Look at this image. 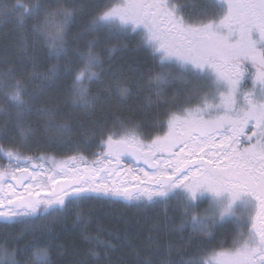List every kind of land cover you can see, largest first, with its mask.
Listing matches in <instances>:
<instances>
[{
    "label": "snow or ice",
    "instance_id": "snow-or-ice-1",
    "mask_svg": "<svg viewBox=\"0 0 264 264\" xmlns=\"http://www.w3.org/2000/svg\"><path fill=\"white\" fill-rule=\"evenodd\" d=\"M223 2L227 11L218 22L194 26L165 0H119L101 15L76 0L70 7L65 0H0V25H13L16 47L32 64L24 76L12 67L0 75V90L17 129L8 137L7 125L0 126V233L22 226L13 237V251L0 245V264H52L51 225L84 202L135 200L140 207L170 194L182 202L183 219L174 226L182 242L177 254L244 208L235 220L237 240L231 250L217 254L215 264H264V0ZM85 15L91 22L70 37L75 18ZM102 27L136 32L137 47H150L160 56L149 83L169 105L168 112L176 108L181 114L173 113L167 131L149 142L133 134L126 119H91L113 103L122 105L132 94L134 79L105 67L95 49L98 35L81 50L84 34ZM41 62H48L46 72L36 70ZM175 65L184 71L176 73ZM189 77L199 78L202 95L191 89L174 93L171 100L165 95L174 81L191 83ZM246 78L251 88L243 86ZM194 103L195 108L184 107ZM86 125L101 148L93 167L81 169L76 156L46 167V153L25 155L27 149L16 143V136L26 142L43 136L49 147L64 145L74 128ZM121 173L127 179L116 180ZM205 196L211 211L199 207ZM89 219L77 211L72 220L88 245L76 264H129L116 254L131 242L111 232L104 235L102 225L89 232ZM153 229L165 235L170 231L167 223ZM162 239L158 235L149 246L158 250ZM171 244L166 242L170 253ZM131 264L153 262L135 251ZM179 264L213 262L194 256L181 257Z\"/></svg>",
    "mask_w": 264,
    "mask_h": 264
},
{
    "label": "trees",
    "instance_id": "trees-1",
    "mask_svg": "<svg viewBox=\"0 0 264 264\" xmlns=\"http://www.w3.org/2000/svg\"><path fill=\"white\" fill-rule=\"evenodd\" d=\"M15 0H4V3H13ZM80 4H84L87 7H91L89 0H78ZM71 3V2H70ZM65 0V6L70 7V4ZM70 4V5H68ZM99 4L103 5L100 1ZM89 24V22L78 23L76 22L71 25L70 37L80 32L81 29ZM92 35H98L99 40L96 42L95 49L99 52L101 57L106 62L105 67H108L110 63L111 66L118 67L122 72H126L127 75L133 76L134 79L131 81L132 84V94L123 101L122 105L119 107L113 103L109 106L103 114L97 113L92 120L95 121H111L114 118L126 119L133 126L131 129L134 133H143L144 135H151L153 133V128L158 122L159 124L166 123L170 116L175 113L180 115V112L176 108H172L171 112H168L169 105L165 104L163 100L158 99L154 91V86L150 84V90H146L144 94L138 93L136 90V85H143L149 83L150 78L156 74L159 70L161 64L160 56L154 54L150 47H137V41L139 37L137 35H123L118 31H111L107 27H102L95 33H85L81 38L80 45L81 50H85V44L88 39H91ZM16 43L13 34V25H0V75H2L9 67L14 68L18 76H24L32 70V64L26 62V60L21 57L16 46L10 47L11 44ZM167 63V61H164ZM48 62H41L40 66H37V71H47ZM173 70L176 73H182L184 70L179 65H175ZM37 83L39 81L37 80ZM245 88H251L252 82L250 78H246L244 81ZM3 87V82L0 81V89ZM95 89H93L94 91ZM185 89L181 87L179 81H174L171 85L166 88L165 95L171 100L174 93L180 92L183 94ZM148 91V92H147ZM148 93V94H147ZM203 94V93H202ZM199 94V95H202ZM151 95V96H150ZM150 96V102L152 105L146 106V98ZM5 97L3 96V91L0 90V126L7 125L6 134L11 137L16 134L17 129L13 123V117L9 116L7 109L9 105L5 103ZM186 108H191V105H184ZM168 112L167 115L165 113ZM87 119V118H85ZM162 122V123H161ZM80 128V127H79ZM78 127L74 128L73 135L79 133L80 129ZM136 131V132H135ZM155 133L158 130L155 129ZM87 133L92 135L91 129L89 127ZM16 143L24 145L27 149L26 153H46L47 158L53 162H57L61 159L67 158L69 156H76V162H84L90 164L93 162L91 157V148H87L85 151L77 150L70 146L69 143L64 145H53L49 147L46 143V139L41 136L39 139L33 138L30 141H25L21 137L16 136ZM12 148V144L7 145ZM83 158L82 160L80 158ZM4 164L7 163L6 160L3 161ZM89 205L82 207L83 214L90 219L88 220L87 229L89 232H95L98 225H102L106 230L103 234L107 235L109 232L118 235L121 240H128L131 243L124 246L122 250H118L116 257H122L125 261L131 264L135 256V251L141 252L144 257H151L154 261L162 260L165 257L167 241H171L172 258H168L170 264H179L181 257L184 260L192 259L194 256L200 259L204 255L233 246V235L227 231H223L220 228L223 226H217L211 237H206L198 239V242L193 247H188L182 250L179 254L176 253L175 249L182 243L179 239L181 233L176 232L172 234L165 235L164 233H156L153 229L154 224H163L165 220L174 221L175 223H181L183 219L182 208L178 210V217L172 216V213L161 212L159 207H153L147 211V215L139 216L136 219L137 213L135 208H127L124 214H110L103 213L100 210H96V213L90 214ZM182 203L180 204V206ZM130 207V206H129ZM91 208V207H90ZM108 214V215H106ZM170 214L169 216H167ZM177 218V219H176ZM70 225V224H69ZM188 230H183V236L187 237L186 233ZM158 235L162 236L160 248L154 249L150 247L152 240ZM51 239V251L50 258L52 264H76L86 252L88 245L81 238L80 228L73 230L71 225L68 227H58ZM14 240V239H13ZM8 248L13 251L16 247V241L8 242ZM41 247H44V243ZM114 257V259L116 258ZM21 259L18 255L17 259ZM91 264V261H90Z\"/></svg>",
    "mask_w": 264,
    "mask_h": 264
},
{
    "label": "rangeland",
    "instance_id": "rangeland-1",
    "mask_svg": "<svg viewBox=\"0 0 264 264\" xmlns=\"http://www.w3.org/2000/svg\"><path fill=\"white\" fill-rule=\"evenodd\" d=\"M69 3L71 2V0H67ZM102 2L103 5L99 4V2ZM77 3L78 0H76ZM89 2H91L89 5L92 8H96L98 9L97 14L101 15L103 13V11L107 10V5H109V3L111 4H115L118 3L119 0H89ZM166 3L172 5L175 10L176 13L185 20L186 23L194 25V26H198L200 24H205V23H210V22H218L219 19L222 18V15L227 11V4L223 2V0H165ZM71 4V3H70ZM68 4V5H70ZM82 4V3H81ZM92 17L90 16H77L75 18V22L73 24H75L76 22H91ZM72 24V26H73ZM138 31H142V29H138ZM123 35H137L136 32H132L131 30H129L128 32H121ZM13 34H14V38L16 40V32L13 28ZM138 36V35H137ZM16 46V43H13L10 45V47ZM15 50H17L18 54L23 57L26 62L30 63L24 52L20 51L17 47L15 48ZM152 52H154L153 49H151ZM154 54L159 55L158 53L154 52ZM106 64V62H105ZM112 63H110L108 65V67L110 66L112 69H119L118 67H114L111 66ZM41 63L38 65L40 66ZM182 69V68H181ZM121 71V69H119ZM41 72H46V70L41 71ZM124 74L127 75L126 72H123ZM191 83L189 84H182L181 82H179V84L181 85L182 88H184L185 90L182 92H185L186 90L191 89L196 95L202 94V91L199 90L197 88V84L199 83V78L197 77H189ZM39 81V80H38ZM150 83L144 84L143 85H136V90L138 91V93L144 94L146 90H150ZM147 91V92H148ZM258 89H257V93H258ZM114 94H115V89H114ZM148 94V93H147ZM151 96V95H150ZM150 96L148 98H146V106L149 107V105H152V103L149 101ZM211 102V101H209ZM197 104H191V108H195L197 107ZM156 128H153V133L150 135H144L143 133H134L133 129H130V131L135 134L139 139L143 140L144 142H149L151 139L155 138L158 135H163L166 131H167V122L166 123H162L159 124L158 122L156 123V125L154 126ZM79 128V127H78ZM80 131L78 134L73 135L71 141H69L68 143L70 144V146L77 150H86L87 148H91V152H92V159L93 161L96 160L97 162V157L100 153L101 148L98 147V141L96 139H90V134L87 133L89 126H85V128H79ZM156 130H158L157 133H155ZM136 132V131H135ZM25 155H29V156H34L37 155V153H26L24 152ZM69 160V157L61 159L57 162H55V164H60L62 162H66ZM79 167L81 169H83L85 166L87 167H93L96 166L97 164H92L91 166H89L87 163L84 162H76ZM46 167H52L53 164L51 162V160L49 158H47V162H46ZM116 180H121V179H127V177L124 176L123 173H121V175L119 177H115ZM130 201V200H128ZM90 203L89 205V213L90 214H94L96 213V210H100L103 213L107 212L110 214H124L125 211L123 209H127L129 208H135L137 211V213H134V215H136V219H138V217L147 215V211H149L150 209H152L153 207H159L161 209V212L165 213H172V216L178 217V210L182 208V205L180 206V204L182 203L180 201L179 198H176L174 196H172L170 194V197L165 199H160L158 205H156L157 202L153 203V202H149V201H144L143 204L140 207H136L134 205H131L130 207L126 204H124L121 200L119 201H108V200H92V201H88ZM88 203V204H89ZM156 205V206H155ZM91 207V208H90ZM199 207L201 210L203 209H208L209 211H211L212 209H209V200L207 198V196L203 197L200 201ZM235 207V206H234ZM74 208H71L70 210L72 211ZM81 208L75 209V213L77 211H79L82 215L83 211L80 210ZM220 210H223L222 208ZM242 211H247V209L244 208H237L236 209V217H238L240 215V213ZM75 213L71 214V219L69 220L67 218V222L65 224L66 227L69 228V226L71 225V228H73L72 226V220L75 218ZM108 215V214H106ZM170 214H168L167 216H169ZM85 216V215H84ZM87 217V216H86ZM236 217H232V216H226L225 220L223 222H221V226H223L222 229L223 231H227L228 233L232 234L233 236V244L234 242L237 240L238 235H239V230L236 227ZM168 220L169 218L166 217ZM177 219V218H176ZM168 220H165L164 222L167 223L169 225V233L168 234H172V233H176L178 231L174 230V226L179 225V223H175V220L171 222H168ZM70 224V225H69ZM41 225V223L39 224ZM38 225V226H39ZM59 226V225H58ZM61 227H64V225H62ZM22 228V227H21ZM78 228H73V230H77ZM185 230H188L187 228H185ZM21 230H19L18 232H20ZM214 231V230H213ZM213 231L211 232V234H205L201 237H198V239H202V238H206V237H211L213 234ZM188 234L185 235H189V230L186 232ZM17 234V233H15ZM15 234L13 233L11 235L10 233V238L9 240H12V242L14 241L13 237L15 236ZM48 235L51 237V239L53 238V232L51 231V233H48ZM186 238V237H185ZM43 242L41 243L40 247L42 246ZM8 251H11L9 248H7ZM231 248H227V249H223V250H217V251H213L210 252L206 255H204V257H202L201 259L205 262L212 260L213 264H215V257L217 256V254L221 253V252H227L229 250H231ZM166 250L168 251L167 253H165V257H162V260H156L154 261L153 258L151 257H147L149 260H151L153 262V264H170L167 260L168 258H172V254H170L168 247L166 248Z\"/></svg>",
    "mask_w": 264,
    "mask_h": 264
},
{
    "label": "flooded vegetation",
    "instance_id": "flooded-vegetation-1",
    "mask_svg": "<svg viewBox=\"0 0 264 264\" xmlns=\"http://www.w3.org/2000/svg\"><path fill=\"white\" fill-rule=\"evenodd\" d=\"M101 151V150H100ZM86 203H89L88 201L87 202H84V203H82L80 206H79V208H81L80 210H82V207H84V206H86ZM138 202L137 201H135V200H130V201H127L126 202V204L127 205H136ZM90 204V203H89ZM74 209L71 211V210H69V212L67 213V217L66 218H63V217H61V218H57V220H56V222L55 223H53L52 225H51V229H52V232H53V234L55 233V230L59 227H61L62 225H64L65 226V224H66V222L68 221L67 220V218L70 220L71 219V214H73V213H75V209H77V208H75V207H73ZM48 219L49 220H51L52 219V217H48ZM40 223H42V222H40V221H37V225H39ZM44 223H46V222H44ZM59 225V226H58ZM21 225H17L14 229H12L10 232H4V233H0V245H3L5 248H8V242L9 241H11V240H9V238H10V233H11V235L14 233H19L18 231L19 230H21ZM18 257V256H17ZM19 259V258H18Z\"/></svg>",
    "mask_w": 264,
    "mask_h": 264
}]
</instances>
